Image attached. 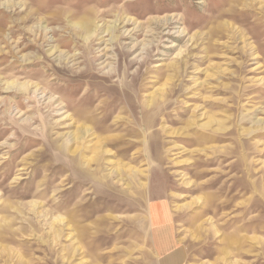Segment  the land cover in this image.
<instances>
[{"label":"rangeland","instance_id":"rangeland-1","mask_svg":"<svg viewBox=\"0 0 264 264\" xmlns=\"http://www.w3.org/2000/svg\"><path fill=\"white\" fill-rule=\"evenodd\" d=\"M181 259L264 264V0H0V264Z\"/></svg>","mask_w":264,"mask_h":264},{"label":"bare ground","instance_id":"bare-ground-1","mask_svg":"<svg viewBox=\"0 0 264 264\" xmlns=\"http://www.w3.org/2000/svg\"><path fill=\"white\" fill-rule=\"evenodd\" d=\"M107 65V64H106ZM38 89L37 90H35L34 91V93H33V95H32V97H37V96H39V95H41L40 97H39V99H41V100H45L46 99V93H45V91H42V92H40L41 94H39L38 93ZM47 99L49 100L50 99V102H49V104L50 103H53V102H56V101H54V99L52 98V97H47ZM61 103H58V104H56V106L59 108V107H61ZM55 106V107H56ZM18 113H21V112H18ZM61 114V113H60ZM33 119V117H26L25 119H27V120H30V119ZM88 119H91V118H88ZM59 122V121H58ZM116 125V124H115ZM114 125V126H115ZM119 125V124H118ZM113 126V127H114ZM120 126V125H119ZM116 129V128H115ZM79 133V134H78ZM78 133H74V135H73V138H72V140L73 141H75V143L77 142V140H81L82 138H85L86 136L87 137H90L91 136V138L89 139V142H91V140L94 138V131H93V128L92 127H82L81 129H79V132ZM96 136V135H95ZM107 139L108 138H105V140L104 141H107ZM93 141V140H92ZM97 143H99L98 145H96V144H94V146H95V148H94V150H92L93 151V153H94V156L92 157V158H85V157H81V156H79L78 155V151H79V147L78 148H74V149H69V153H70V155H73V156H77V157H79V160H80V165H84L85 166V164H86V166H88L90 163H92L93 161L94 162H98L99 161V158L101 157L100 155L101 154H107V153H109V154H112L111 153V151L110 150H108V149H104L102 146H101V144H102V142H103V138H100L99 140H97L96 141ZM93 145L92 144H90L89 143V145L87 146V149L89 150V149H91V147H92ZM91 151V152H92ZM80 153V152H79ZM98 159V160H97ZM97 160V161H96ZM83 162H85V163H83ZM72 164H73V166H74V169L76 170V168L75 167H77V166H75V164L73 163V161H72ZM107 164H109V165H113L114 164V161L112 160V159H110L108 162H107ZM117 167V166H116ZM59 169V168H58ZM73 169V168H72ZM65 170H67V168H63V169H61V171H60V173L62 174V172H64ZM82 170V168H79V171H78V173H80V171ZM116 170V171H115ZM124 170V169H123ZM122 169H114L111 173L113 174V172H115V173H117V172H121V171H123ZM112 174H110V175H112ZM83 183V182H82ZM87 183V182H86ZM63 192V191H62ZM82 199V198H81ZM81 202V201H80ZM79 202V203H80ZM62 225V224H61ZM63 226V225H62ZM64 227V226H63ZM57 229V228H56ZM55 230V229H54ZM63 235V233H62V231L61 230H55V236H57V237H61Z\"/></svg>","mask_w":264,"mask_h":264},{"label":"crops","instance_id":"crops-1","mask_svg":"<svg viewBox=\"0 0 264 264\" xmlns=\"http://www.w3.org/2000/svg\"><path fill=\"white\" fill-rule=\"evenodd\" d=\"M155 212H156V210H155ZM157 217H159V216H156V218H157ZM163 222H164V221H161V222L156 223V225H157L159 228L162 227V228L160 229V232H162V229H166L165 227H163V225H160V224H163ZM159 228H158L157 231H159ZM163 234H165V233L163 232ZM157 245L159 246L160 250H162V251H165V250H166V251H165V255L167 254L166 256H169V254L172 255L175 251H178V248H177V247H179V246H174V245H173V247L169 248L168 251H167V245H169L168 242H167V243H166V242H163V243H162V242L160 241V243H157ZM175 245H176V244H175ZM170 260H171V259H170ZM175 262H176V260H175ZM183 263L185 264V261H183V260L181 259L179 264H183Z\"/></svg>","mask_w":264,"mask_h":264}]
</instances>
